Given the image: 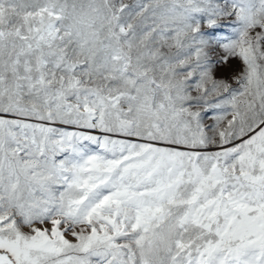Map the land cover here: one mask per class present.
Listing matches in <instances>:
<instances>
[{
    "label": "snow or ice",
    "instance_id": "obj_1",
    "mask_svg": "<svg viewBox=\"0 0 264 264\" xmlns=\"http://www.w3.org/2000/svg\"><path fill=\"white\" fill-rule=\"evenodd\" d=\"M0 264H264V0H0Z\"/></svg>",
    "mask_w": 264,
    "mask_h": 264
}]
</instances>
